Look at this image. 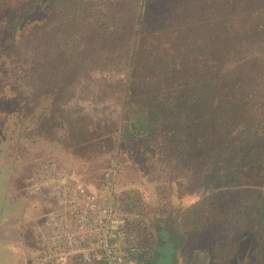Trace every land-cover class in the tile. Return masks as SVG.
I'll return each instance as SVG.
<instances>
[{
    "label": "trees",
    "instance_id": "obj_1",
    "mask_svg": "<svg viewBox=\"0 0 264 264\" xmlns=\"http://www.w3.org/2000/svg\"><path fill=\"white\" fill-rule=\"evenodd\" d=\"M115 66L119 149L129 142L154 158L152 181L168 186L158 198L202 182L180 228L210 239L213 254L234 256L250 239L253 264H264V0H0V102L12 103L15 124L35 116L33 137L108 150L111 131L90 133L63 104L78 78ZM132 211L116 207L127 244L146 260L145 227Z\"/></svg>",
    "mask_w": 264,
    "mask_h": 264
},
{
    "label": "rangeland",
    "instance_id": "obj_2",
    "mask_svg": "<svg viewBox=\"0 0 264 264\" xmlns=\"http://www.w3.org/2000/svg\"><path fill=\"white\" fill-rule=\"evenodd\" d=\"M121 74L118 66L110 71L91 70L78 78L64 98L63 106L72 112L73 117L81 115L82 125L83 122L91 124L90 133L111 131L112 140L106 144L108 150L104 152L92 145H86L88 149H78L76 145L64 142L62 136L58 140L33 137L37 124L35 116L22 118L20 125L15 124L16 113L10 114L14 108L12 103L0 102V109L11 115L0 118V264H32L37 255L38 228L45 215L58 206L55 198L28 190L30 176L46 158L71 169L77 178L93 188L97 187L101 173L111 165L115 166L119 187H128L126 192H119L116 188V202L118 206L130 203L134 214L131 217L145 227L143 233L148 247L146 260L142 258L145 264H253V241L250 239L239 241L234 256L213 254L209 250V238L195 235L189 231L190 227L180 228L179 219L185 208L200 197L197 194L202 191L201 178H197L201 183L194 187V192H183L180 185L177 188L173 185L170 193L164 196L161 191L158 198L156 189L163 187L166 191L168 186L165 177L157 181V187L152 181L158 175L151 167L157 166L154 158L144 160L142 150L129 142L123 143V149H119V141L115 139L117 131L114 130L119 127L118 119L122 113ZM53 117L60 119V113H54ZM96 122H104L106 126L95 128L93 123ZM66 131L67 128L62 133L71 141V135L65 134ZM142 178L149 180L146 184L150 187L143 200ZM206 191L207 196L215 193Z\"/></svg>",
    "mask_w": 264,
    "mask_h": 264
},
{
    "label": "built area",
    "instance_id": "obj_3",
    "mask_svg": "<svg viewBox=\"0 0 264 264\" xmlns=\"http://www.w3.org/2000/svg\"><path fill=\"white\" fill-rule=\"evenodd\" d=\"M28 190L58 203L38 228L32 264H145L141 249L127 244L124 219L116 213L114 165L101 173L95 189H87L74 173L46 158L30 176Z\"/></svg>",
    "mask_w": 264,
    "mask_h": 264
}]
</instances>
